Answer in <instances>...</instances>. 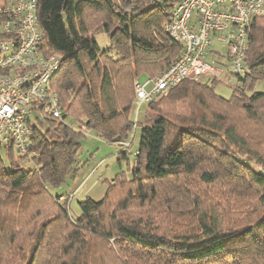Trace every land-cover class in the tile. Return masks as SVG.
<instances>
[{
  "label": "trees",
  "instance_id": "trees-1",
  "mask_svg": "<svg viewBox=\"0 0 264 264\" xmlns=\"http://www.w3.org/2000/svg\"><path fill=\"white\" fill-rule=\"evenodd\" d=\"M179 1L36 0L39 50L61 57L48 87L62 114L35 117L24 154L0 149V264H264V91L254 90L264 80V16L250 19L245 73L231 72L230 97L201 75L146 103L140 121L130 117L134 80L181 53L162 28ZM136 127L130 152L122 143L132 145ZM90 131L133 162L72 215L50 188L76 177Z\"/></svg>",
  "mask_w": 264,
  "mask_h": 264
},
{
  "label": "built area",
  "instance_id": "built-area-1",
  "mask_svg": "<svg viewBox=\"0 0 264 264\" xmlns=\"http://www.w3.org/2000/svg\"><path fill=\"white\" fill-rule=\"evenodd\" d=\"M36 0L0 2V149L12 147L24 154L29 146L30 123L47 111L61 116L57 94L48 87L60 66V55L39 50L41 33ZM264 16V0H180L163 22V30L182 47L178 58L167 68L134 82L137 109L165 96L185 79L210 75L220 79V63L207 60L208 53L226 50L228 72L243 75L250 19ZM219 49L213 51L214 42ZM213 51V52H212ZM128 147L129 142L122 143Z\"/></svg>",
  "mask_w": 264,
  "mask_h": 264
},
{
  "label": "rangeland",
  "instance_id": "rangeland-1",
  "mask_svg": "<svg viewBox=\"0 0 264 264\" xmlns=\"http://www.w3.org/2000/svg\"><path fill=\"white\" fill-rule=\"evenodd\" d=\"M96 39L101 47H104L108 43V39L103 33H98ZM213 46L214 47L212 50L216 49L217 51L219 49L216 41L214 42ZM219 53L220 55L218 56H215L216 54L214 53H208L207 60L212 62H214V60L220 61L224 72L220 77V81L215 86V91L217 94L227 98L230 97L234 86L237 84V79L236 76L228 72L225 67L226 50L224 48L220 49ZM146 77H148L147 74H140L134 80V82L136 80L143 81ZM202 77L203 79H207L210 77V75H203ZM134 82L133 90H131L129 94V98L133 101V108L131 110L130 117L134 121L138 122L142 118L146 104L143 103L137 109L134 97ZM254 90L264 91V80L257 81ZM133 132L132 137L130 135L128 137L132 142V145L128 146H131L130 152L132 150L138 149L139 147L141 128L136 127ZM119 149L120 146H118L116 143L107 142L101 138H98L92 131L85 134V137L81 138L80 149L77 156V169L75 170L76 177L67 178L65 184H63L61 187L50 188V191L54 195L59 194L58 200L62 201L69 198V208L72 215H76L80 212L78 202L85 199L86 197H91L95 200L101 199L107 188V182L111 181L117 174H124L127 176L129 175V169L133 162V156L129 155V160H118ZM4 152L6 153V151H2L1 153L4 154ZM4 160L5 167H7V157H4ZM30 165L31 164L28 162L26 167H29ZM94 245L97 246H94L97 251L108 250L106 247L98 248L100 246L98 243H94Z\"/></svg>",
  "mask_w": 264,
  "mask_h": 264
},
{
  "label": "crops",
  "instance_id": "crops-1",
  "mask_svg": "<svg viewBox=\"0 0 264 264\" xmlns=\"http://www.w3.org/2000/svg\"><path fill=\"white\" fill-rule=\"evenodd\" d=\"M218 43V42H217ZM219 44H217V46H218ZM215 51H216V49H215ZM82 171V170H81ZM83 174V173H82Z\"/></svg>",
  "mask_w": 264,
  "mask_h": 264
}]
</instances>
